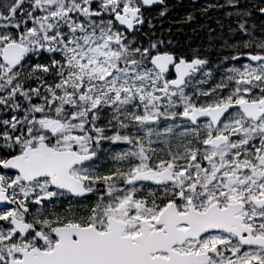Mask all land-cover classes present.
<instances>
[{
	"label": "snow or ice",
	"instance_id": "snow-or-ice-1",
	"mask_svg": "<svg viewBox=\"0 0 264 264\" xmlns=\"http://www.w3.org/2000/svg\"><path fill=\"white\" fill-rule=\"evenodd\" d=\"M0 264H264V0H0Z\"/></svg>",
	"mask_w": 264,
	"mask_h": 264
}]
</instances>
